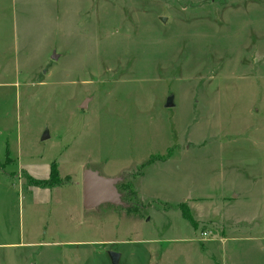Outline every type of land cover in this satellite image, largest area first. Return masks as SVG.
Returning <instances> with one entry per match:
<instances>
[{"label": "rangeland", "instance_id": "374dc122", "mask_svg": "<svg viewBox=\"0 0 264 264\" xmlns=\"http://www.w3.org/2000/svg\"><path fill=\"white\" fill-rule=\"evenodd\" d=\"M0 264H264V0H0Z\"/></svg>", "mask_w": 264, "mask_h": 264}, {"label": "water", "instance_id": "95a60500", "mask_svg": "<svg viewBox=\"0 0 264 264\" xmlns=\"http://www.w3.org/2000/svg\"><path fill=\"white\" fill-rule=\"evenodd\" d=\"M57 57L56 54L54 56ZM86 104H84L85 106ZM167 105H172L169 99ZM46 137V136H45ZM122 177H104L97 170L85 169L83 173V203L86 209H92L104 203L123 205L122 194L118 183ZM112 261L116 263L118 254L110 252Z\"/></svg>", "mask_w": 264, "mask_h": 264}, {"label": "trees", "instance_id": "16d2710c", "mask_svg": "<svg viewBox=\"0 0 264 264\" xmlns=\"http://www.w3.org/2000/svg\"><path fill=\"white\" fill-rule=\"evenodd\" d=\"M57 176H58V167H57V164L55 162H53L51 164V167H50L49 179H47V180H45V179H36V178H33L32 176H29V175L27 177H28V180L30 181V184L35 185V186H43V187H45V186H54L53 180H56ZM124 187L127 188L125 190L130 193L129 195H131L132 184L128 182L127 185L125 184ZM118 189H119V187H118ZM119 191L121 192L122 190L119 189ZM123 193L121 192L122 196L124 195ZM123 201H125V200L123 199ZM128 203H130L129 202V198H128ZM181 211H182L183 216L186 219L194 222L192 214H191L190 209H189L188 206L183 205L181 207Z\"/></svg>", "mask_w": 264, "mask_h": 264}, {"label": "crops", "instance_id": "0c3cea01", "mask_svg": "<svg viewBox=\"0 0 264 264\" xmlns=\"http://www.w3.org/2000/svg\"><path fill=\"white\" fill-rule=\"evenodd\" d=\"M60 170V169H59ZM92 170H95V169H92ZM98 171V170H97ZM99 172V171H98ZM100 173V172H99ZM50 175V171L48 172V174L46 175V177H43V179H47ZM46 188H39V187H32L34 190H36L37 192H42V191H45L48 189L47 186H45ZM42 194V193H40ZM82 196H83V192H82ZM98 207V206H97ZM96 208V207H95ZM95 208H92V209H95ZM92 209H87V210H92Z\"/></svg>", "mask_w": 264, "mask_h": 264}, {"label": "built area", "instance_id": "2783aa9c", "mask_svg": "<svg viewBox=\"0 0 264 264\" xmlns=\"http://www.w3.org/2000/svg\"><path fill=\"white\" fill-rule=\"evenodd\" d=\"M209 232L203 231V235H208Z\"/></svg>", "mask_w": 264, "mask_h": 264}]
</instances>
